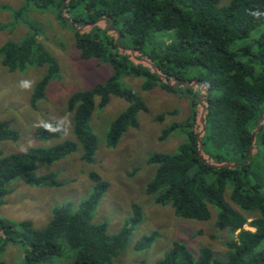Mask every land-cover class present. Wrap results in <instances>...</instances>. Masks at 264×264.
Wrapping results in <instances>:
<instances>
[{"label":"trees","instance_id":"obj_1","mask_svg":"<svg viewBox=\"0 0 264 264\" xmlns=\"http://www.w3.org/2000/svg\"><path fill=\"white\" fill-rule=\"evenodd\" d=\"M27 1L35 2L37 8L51 7L55 18L72 31L81 58L96 59L113 73L104 82L70 95L67 111L72 114L77 143L30 148L8 156L0 150V206L13 180L38 188L60 186L54 174L36 176L37 163L51 165L75 152L78 145L81 161L93 163L97 142L90 121L110 97L128 106L112 120L106 147L114 148L128 126L137 128L136 115L146 111V105L123 89L119 79L140 77L144 91L184 88L192 107L186 124L181 128L172 124L162 131L160 141L179 130L184 140L174 154L150 155L147 163L155 170L146 194L185 220L208 221L211 206L216 211L215 226L227 229L231 236L224 244L223 258L208 247L195 256L185 244L173 241L155 264H264V156L262 161L253 157L254 148L264 147V15H252L264 13V0H230L223 7L218 6L219 0ZM0 63L12 72L47 68L31 95L33 108L59 73L57 62L43 52L35 34L1 45ZM156 121H162V116ZM60 136L43 128L34 131L36 141ZM5 140L17 141L18 136L0 125V142ZM256 160L257 173L252 170ZM90 177L94 186L89 197L77 207L65 203L53 208L42 229L29 221L14 224L0 219V253L10 242L27 245L23 264L49 262L54 257H63L62 264H111L125 251L142 211L133 204L132 216L122 229L109 234L105 224L92 222L108 184L95 173ZM156 237L155 232L141 237L134 249L147 251Z\"/></svg>","mask_w":264,"mask_h":264},{"label":"rangeland","instance_id":"obj_2","mask_svg":"<svg viewBox=\"0 0 264 264\" xmlns=\"http://www.w3.org/2000/svg\"><path fill=\"white\" fill-rule=\"evenodd\" d=\"M229 1L219 0L218 6H226ZM28 34L36 35L37 44L43 52L57 62L59 73L49 82L43 99L33 108L31 95L47 68L35 66L22 72H12L0 63V125L18 136L17 141L0 142L3 156L30 148L77 143L72 114L67 111L70 95L104 82L113 73L110 66L96 59L81 58L72 31L55 18L51 7L37 8L35 2L27 0H0V46L6 42H20ZM22 79L34 80V87L30 91L21 90L18 82ZM143 82L140 77L126 75L119 79L123 89L131 91L146 105V111H139L136 115L137 128L128 126L114 148L106 147V134L112 120L128 106L124 100L110 97L108 104L101 110L97 109L90 121V129L97 142L94 162L88 164L81 161L82 149L77 144L75 152L51 165L37 163L35 175L54 174L60 186L38 188L28 186L19 179L13 180L8 185L11 192L4 197V204L0 206V219L14 224L29 221L34 228L42 229L49 222L53 208L65 203L77 207L89 197L94 186L90 174L95 173L107 182L108 188L93 212V223L105 224L109 234H116L132 216L133 204L142 211L141 222L133 229L125 251L118 254L111 264H155L173 241L185 244L195 256L202 247H208L218 258H223L226 251L224 244L231 236L227 229H217L216 211L211 206L208 221L185 220L176 217L169 205H156L153 197L146 194V185L155 170V166L147 163L150 155L174 154L184 140L179 130L165 141H160L162 131L172 124L181 128L192 116V107L191 95L184 88L168 91L156 87L144 91L141 89ZM190 87H194V84ZM202 99L201 96L199 100ZM198 107L202 119V104ZM65 115L71 120L67 136L46 141L34 139V131L40 128L35 126L38 121L54 123ZM160 115L162 121L157 122L156 117ZM256 156L257 160L262 161L264 147L253 149V157ZM257 160L252 166L255 173L260 172ZM244 228L252 230L249 226ZM154 232L157 237L147 251L134 249L141 237ZM27 248V245L7 243L0 253V264H23ZM64 261L63 257H54L40 264H62Z\"/></svg>","mask_w":264,"mask_h":264},{"label":"clouds","instance_id":"obj_3","mask_svg":"<svg viewBox=\"0 0 264 264\" xmlns=\"http://www.w3.org/2000/svg\"><path fill=\"white\" fill-rule=\"evenodd\" d=\"M252 15L259 17L261 15H264V13H260L257 11V12H253ZM34 84H35L34 80L22 79L18 82V87L21 90L30 91L34 87ZM35 126L43 128L44 130H46L51 134H61L67 136L70 133L71 120L68 115H65L64 117L57 119L54 123L45 120H40L37 122Z\"/></svg>","mask_w":264,"mask_h":264},{"label":"water","instance_id":"obj_4","mask_svg":"<svg viewBox=\"0 0 264 264\" xmlns=\"http://www.w3.org/2000/svg\"><path fill=\"white\" fill-rule=\"evenodd\" d=\"M173 86H175V85H173ZM202 116H203V112H202V115H201V118H202ZM262 120H260V122H261ZM202 127H203V125H202Z\"/></svg>","mask_w":264,"mask_h":264}]
</instances>
